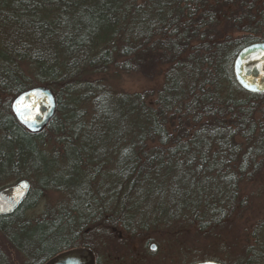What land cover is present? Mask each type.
Wrapping results in <instances>:
<instances>
[{
    "label": "trees",
    "instance_id": "1",
    "mask_svg": "<svg viewBox=\"0 0 264 264\" xmlns=\"http://www.w3.org/2000/svg\"><path fill=\"white\" fill-rule=\"evenodd\" d=\"M240 1L0 0V182L33 174L22 205L0 216V235L21 264L93 251L100 238L121 243L148 227L176 237L211 232L248 210L241 186L264 157V125L254 121L264 94L239 97L233 62L264 42V3L248 37L223 38L221 9ZM159 67L164 85L153 105L108 85L112 72ZM38 86L53 91L57 112L33 135L10 100ZM48 135L61 148L55 158L45 152ZM48 192L67 201L31 218ZM259 223L235 264H264ZM88 232L92 243L83 242ZM0 264H11L1 250Z\"/></svg>",
    "mask_w": 264,
    "mask_h": 264
},
{
    "label": "rangeland",
    "instance_id": "2",
    "mask_svg": "<svg viewBox=\"0 0 264 264\" xmlns=\"http://www.w3.org/2000/svg\"><path fill=\"white\" fill-rule=\"evenodd\" d=\"M223 3L224 1L220 4ZM263 3L264 0H241L240 7L237 4L224 5L218 27L221 36L223 38L230 36L235 40L248 37V34L244 32L255 29L256 8L261 7ZM165 70L159 67L149 74L112 72L107 77L108 85L116 94L143 95L146 101L153 105L157 92L164 85ZM239 97L250 99L252 94L243 90ZM254 105L256 111L254 121L258 127H261L262 124L264 125V97L254 101ZM45 141L47 145L45 152L48 158H55L61 148L56 145L54 138L50 135L46 136ZM239 142L246 144L244 141ZM249 149L250 145L246 150ZM252 168L249 172L250 177L241 186L242 199L248 203V210L243 214L241 212L236 214L226 221L222 228L205 233L191 229L188 233L176 237L162 228L148 227V231L143 235H137L134 238L124 235L121 243L116 242L117 238H114L112 243L105 241L106 237L103 240L100 238V241H96L94 245L95 257L103 258L104 264H192L198 260L218 261L223 264L237 263L246 249L254 245L255 240L252 234L257 224L264 221V157L258 159ZM32 178L33 174H30V181ZM16 181L18 180L10 174L0 182V186L13 185ZM66 201L67 197L64 193L48 192L28 212V215L37 219L46 208L57 207ZM90 236L89 232L86 233L83 242L92 243ZM152 246L155 247L154 251L151 250ZM0 250L9 254L11 264H21V259L15 258L14 254L8 250L1 235Z\"/></svg>",
    "mask_w": 264,
    "mask_h": 264
},
{
    "label": "water",
    "instance_id": "3",
    "mask_svg": "<svg viewBox=\"0 0 264 264\" xmlns=\"http://www.w3.org/2000/svg\"><path fill=\"white\" fill-rule=\"evenodd\" d=\"M233 75L244 91L254 95L264 94V42L249 45L238 53L233 63ZM21 100L31 106L24 110L23 116L16 110L17 102ZM11 111L21 127L28 133L37 135L48 127L56 115V96L44 86L31 88L14 98ZM30 190L31 183L26 179L0 190V216L12 215L25 201ZM154 248L152 246L151 250L154 251ZM48 264H94V258L90 251L73 250L56 257ZM197 264L220 263L205 261Z\"/></svg>",
    "mask_w": 264,
    "mask_h": 264
},
{
    "label": "snow or ice",
    "instance_id": "4",
    "mask_svg": "<svg viewBox=\"0 0 264 264\" xmlns=\"http://www.w3.org/2000/svg\"><path fill=\"white\" fill-rule=\"evenodd\" d=\"M252 90L256 91L257 89H252ZM30 107H31L30 105L24 104L23 100H21V101L17 102L16 110H17V112H20L21 115L23 116L24 110L29 109ZM25 186H27V185H25ZM153 248H154V246H153ZM154 250H155V248H154Z\"/></svg>",
    "mask_w": 264,
    "mask_h": 264
},
{
    "label": "flooded vegetation",
    "instance_id": "5",
    "mask_svg": "<svg viewBox=\"0 0 264 264\" xmlns=\"http://www.w3.org/2000/svg\"><path fill=\"white\" fill-rule=\"evenodd\" d=\"M93 256H94V261H95L94 264H95L96 263V258H95V255H93Z\"/></svg>",
    "mask_w": 264,
    "mask_h": 264
}]
</instances>
